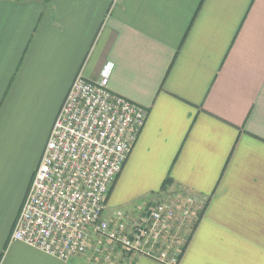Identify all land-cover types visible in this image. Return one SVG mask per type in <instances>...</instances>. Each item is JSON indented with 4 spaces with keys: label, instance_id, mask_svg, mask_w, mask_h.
<instances>
[{
    "label": "crops",
    "instance_id": "0c3cea01",
    "mask_svg": "<svg viewBox=\"0 0 264 264\" xmlns=\"http://www.w3.org/2000/svg\"><path fill=\"white\" fill-rule=\"evenodd\" d=\"M108 69L149 114L107 208L199 196L178 264H264V0H0V264H70L11 235L76 76Z\"/></svg>",
    "mask_w": 264,
    "mask_h": 264
},
{
    "label": "built area",
    "instance_id": "2783aa9c",
    "mask_svg": "<svg viewBox=\"0 0 264 264\" xmlns=\"http://www.w3.org/2000/svg\"><path fill=\"white\" fill-rule=\"evenodd\" d=\"M111 69L98 81L80 72L57 115L41 163L11 235L69 262L96 254L111 260L132 252L176 264L180 232L204 211L206 201L169 191L137 217L106 214L112 187L144 129L148 111L110 89ZM188 226V225H187ZM187 239V238H186Z\"/></svg>",
    "mask_w": 264,
    "mask_h": 264
},
{
    "label": "rangeland",
    "instance_id": "374dc122",
    "mask_svg": "<svg viewBox=\"0 0 264 264\" xmlns=\"http://www.w3.org/2000/svg\"><path fill=\"white\" fill-rule=\"evenodd\" d=\"M127 192L135 195V193H133V191H127ZM118 199H122V197L117 196L115 198L114 202L110 206H108V208L106 210V214H112V213L115 214L118 212H122V213H126L128 215H132L133 217H137L141 214L144 205L147 203V202H144L143 197H142V199L141 198H138V199L132 198L129 202L124 201L122 203ZM159 199L157 196V198L154 199V201L150 202V203H154V202L158 201ZM187 225L180 232V234H179V236L175 242V245H174L175 247L176 246L178 248L182 247L184 242L186 241V238L191 233L190 222ZM96 246L97 245H93L92 248L89 250V252L86 255L72 258L71 261H69L70 264H75L76 263L75 261L78 262L80 260H82L81 262H79L80 264H121V259L118 258V256L112 257L111 260H106L102 256L96 254V251H97V249L95 250Z\"/></svg>",
    "mask_w": 264,
    "mask_h": 264
},
{
    "label": "trees",
    "instance_id": "16d2710c",
    "mask_svg": "<svg viewBox=\"0 0 264 264\" xmlns=\"http://www.w3.org/2000/svg\"><path fill=\"white\" fill-rule=\"evenodd\" d=\"M169 182H170V180L167 179L166 182L164 183L163 187H162V191H166V190L169 188V184H170ZM114 185H115V184H114ZM113 188H114V186L112 187V189H113ZM108 199H109V197H108ZM206 208H207V202H206V207H205L204 211H203V212L198 216V218H197L196 220H194V222L192 223V225H191V233L188 235L184 247L181 249L180 254H179L178 257L176 258V264L179 263V261H180V259L182 258L184 252L186 251L187 246H188V244H189V242H190V240H191V238H192V235H193V233L195 232L196 228L198 227V225H199V223H200V220L202 219V216H203V214H204ZM126 253H127V254H132V252H126Z\"/></svg>",
    "mask_w": 264,
    "mask_h": 264
}]
</instances>
